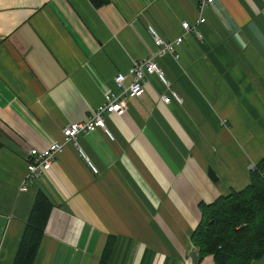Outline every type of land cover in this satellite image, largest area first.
Here are the masks:
<instances>
[{
	"label": "crops",
	"instance_id": "crops-1",
	"mask_svg": "<svg viewBox=\"0 0 264 264\" xmlns=\"http://www.w3.org/2000/svg\"><path fill=\"white\" fill-rule=\"evenodd\" d=\"M204 16L200 40L157 60L181 102L160 103L169 92L146 76L143 95L105 117L111 139L79 134L21 193L28 151L117 91L114 75L153 50L148 24L173 39L197 2L0 0V264H12L39 186L55 206L33 264H98L109 236V264L194 259L199 204L245 187L264 159V0H213Z\"/></svg>",
	"mask_w": 264,
	"mask_h": 264
},
{
	"label": "trees",
	"instance_id": "trees-1",
	"mask_svg": "<svg viewBox=\"0 0 264 264\" xmlns=\"http://www.w3.org/2000/svg\"><path fill=\"white\" fill-rule=\"evenodd\" d=\"M95 6L109 0H90ZM0 143V148H1ZM264 159L250 171L249 183L212 204H199L200 220L190 240L197 250L190 264L212 256V264H252L264 256ZM213 181L212 172H209ZM51 195L37 188L12 264H33L44 236L51 210ZM115 237L109 236L98 264H109Z\"/></svg>",
	"mask_w": 264,
	"mask_h": 264
},
{
	"label": "built area",
	"instance_id": "built-area-1",
	"mask_svg": "<svg viewBox=\"0 0 264 264\" xmlns=\"http://www.w3.org/2000/svg\"><path fill=\"white\" fill-rule=\"evenodd\" d=\"M196 2L197 18L193 23L182 21L180 24L181 32L173 39H164L152 25L148 24L146 28L152 40L153 50L143 58L132 59L126 73L119 72L114 75L113 82L117 91L109 90L105 92L102 103L84 119L65 124L62 127L63 139L61 141H54L41 149L33 148L28 151L25 158V174L18 187L19 192H27L29 188L40 184L45 173L50 170L55 156L63 151L64 146L68 143L77 146L79 134L101 129L111 139L105 117L109 114H123L129 100L141 97L145 90L146 76H157L169 92L158 96L160 103L169 104L173 99L181 102V97L171 89L170 82L157 60L169 54L177 59L179 55L176 48L188 34H192L198 40L201 39V33L197 26L205 22L204 12L213 3V0H196ZM91 169L96 173L94 167L91 166ZM253 169L254 165L249 166V171ZM261 174L264 176V170ZM191 262V259L185 260L184 264H190Z\"/></svg>",
	"mask_w": 264,
	"mask_h": 264
}]
</instances>
